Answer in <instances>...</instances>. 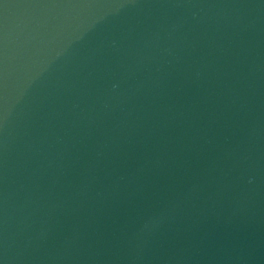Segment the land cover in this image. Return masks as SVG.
I'll return each mask as SVG.
<instances>
[{"label":"water","instance_id":"95a60500","mask_svg":"<svg viewBox=\"0 0 264 264\" xmlns=\"http://www.w3.org/2000/svg\"><path fill=\"white\" fill-rule=\"evenodd\" d=\"M0 264H264V0H0Z\"/></svg>","mask_w":264,"mask_h":264}]
</instances>
